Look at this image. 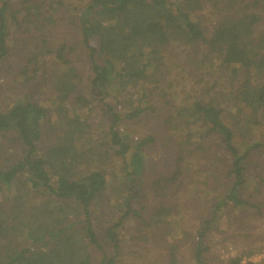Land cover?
I'll return each mask as SVG.
<instances>
[{"label": "trees", "instance_id": "1", "mask_svg": "<svg viewBox=\"0 0 264 264\" xmlns=\"http://www.w3.org/2000/svg\"><path fill=\"white\" fill-rule=\"evenodd\" d=\"M23 9L21 20L17 13ZM61 9L73 14L89 86L101 94L110 117L105 149L116 147L121 156L118 173L95 166L102 154L93 158L90 125L79 112L89 100L65 56L71 47L65 41L53 46L47 38ZM10 23L24 25L22 31L35 41L26 60L31 70L20 71V82L36 80L41 70V88L48 92L46 103L22 92L0 108V264H118L119 231L130 221L125 237L131 252H141L154 238L165 247L168 264H181L178 252L184 244L194 264H210L208 234L226 222V213L261 212L264 200L244 190L252 179L262 181L253 157L264 150V134L257 131L264 120V0H90L81 7L62 0H0V65L7 57ZM171 42L203 45L215 53L232 88L175 106L177 117L171 111L166 115L167 123L177 118L183 133L175 134L178 126L167 124L162 153L150 152L164 161L147 181V150L158 146V136L135 138L119 125L157 113L147 101L149 86L164 82L169 73L164 58ZM116 97L130 102L123 114L105 100ZM5 142L11 152L1 157ZM184 188L196 195L211 192L195 230L182 228L181 210L173 202ZM38 197L41 208L32 212ZM241 259L233 256L225 264Z\"/></svg>", "mask_w": 264, "mask_h": 264}, {"label": "rangeland", "instance_id": "2", "mask_svg": "<svg viewBox=\"0 0 264 264\" xmlns=\"http://www.w3.org/2000/svg\"><path fill=\"white\" fill-rule=\"evenodd\" d=\"M14 2L16 0H13ZM37 2L49 0H36ZM66 4L81 7L88 4L90 0H62ZM18 2V0H17ZM17 3L11 7L14 10ZM13 8V9H12ZM204 25L205 32L210 35L211 25L207 18L210 16L208 10L204 11ZM26 11L20 10L18 18L22 20V16ZM25 16V15H24ZM57 26L47 35L49 43L53 46L59 44L58 42L65 41L71 47L65 52V56L71 60L78 72L77 84L80 92L84 93L89 103L80 107V114L85 121L90 125V140L95 149V156L93 158H100L101 160L93 165L107 173L120 172L122 169V158L115 152L116 147L106 148V141L109 140L108 129L111 125L110 117L104 114L103 102L100 101L101 94L89 86L90 70L88 68V61L85 55V49L82 47L79 32L73 24V14L61 9L56 13ZM24 25L22 26V28ZM18 25L10 23L7 35V57L0 65V108L4 109L6 106L19 96L22 92L33 93L36 101L39 103H46V96L48 89L41 88V70L38 71L39 76L36 80H31L30 83L20 82L25 70H31V64L27 66L28 51L35 45L32 35H27L29 32L22 31ZM34 32V31H33ZM194 57L201 61L197 66L191 65V62L185 58ZM52 60V58H50ZM53 61V60H52ZM55 61H57L55 59ZM164 62L168 63L169 73L166 75L164 82H156L149 86L147 101L154 103L157 106V113L150 114L145 119L138 121H124L119 125V128H128L135 138L140 135L153 134L158 136V146H149L147 150V167L145 176L147 181H150L154 170L161 167V161L155 154L150 153L158 151L162 153L159 145L166 143L168 128L167 124L178 126L175 134H182L183 128L181 123L175 124L176 119H171L170 123L165 121L166 115L170 112L176 117L178 113L172 112L175 106L189 104L192 100L199 98L202 95L206 97L209 94H227L232 88L227 82L228 73L225 69L219 66V57L215 53L209 52L205 46H191L187 44L171 42L165 47ZM52 63L49 64V66ZM51 67V66H50ZM167 70V69H166ZM48 77V76H47ZM19 80V81H18ZM171 82V85H169ZM39 90V92H38ZM208 93V94H205ZM134 96V93H132ZM225 98L222 97V100ZM108 103L113 105L115 111L123 114L130 102H126L124 97H116L105 99ZM228 108V107H226ZM230 110L232 108L230 107ZM259 134H264V120L263 127L257 130ZM56 134L60 131L56 129ZM170 133H173L170 131ZM47 138H43L42 144L47 142ZM108 144V141H107ZM7 152H11L10 146L5 142L2 149V156L6 157ZM107 153V154H106ZM253 160L261 167V183L260 178L252 179L248 183L244 192L248 190L252 192L257 198L264 200V150H259L254 153ZM1 155V154H0ZM161 156V155H160ZM2 159L0 158V161ZM94 160V159H93ZM161 161V163H160ZM160 164V165H159ZM89 167V166H88ZM160 171V170H159ZM251 176V175H250ZM198 179H203L198 175ZM200 185V184H199ZM201 186V185H200ZM178 192L174 196L175 202L181 210V226L185 230H195L200 218L206 213V209L210 203V191H205L200 195L185 191ZM204 191V190H203ZM207 194V195H206ZM196 195V196H195ZM42 198L38 197L34 201L30 210L41 208ZM226 222L220 221L219 229L213 230L208 234L207 244L210 249L207 252V257L210 264H225V262L233 256L241 255L245 258L246 263L264 264V207L260 213L250 214L243 211H230L226 213ZM115 217L109 218L114 220ZM126 228L119 231V258L118 264H168V253L165 250L162 242L158 239H150L141 252H131L132 245L126 239V229L132 226L131 221ZM108 251V250H107ZM94 257H100V251L95 250ZM179 259L181 264H194L192 259V252L189 244H184L180 249Z\"/></svg>", "mask_w": 264, "mask_h": 264}, {"label": "built area", "instance_id": "3", "mask_svg": "<svg viewBox=\"0 0 264 264\" xmlns=\"http://www.w3.org/2000/svg\"><path fill=\"white\" fill-rule=\"evenodd\" d=\"M239 264H247L246 261H245V258L244 259H241V261L239 262Z\"/></svg>", "mask_w": 264, "mask_h": 264}]
</instances>
